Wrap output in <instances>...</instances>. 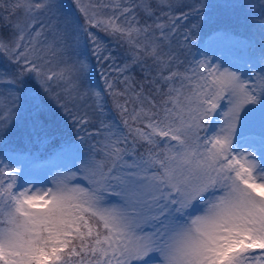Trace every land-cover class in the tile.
Returning <instances> with one entry per match:
<instances>
[{"label": "snow or ice", "instance_id": "1", "mask_svg": "<svg viewBox=\"0 0 264 264\" xmlns=\"http://www.w3.org/2000/svg\"><path fill=\"white\" fill-rule=\"evenodd\" d=\"M0 60V264H264V0H0Z\"/></svg>", "mask_w": 264, "mask_h": 264}, {"label": "trees", "instance_id": "2", "mask_svg": "<svg viewBox=\"0 0 264 264\" xmlns=\"http://www.w3.org/2000/svg\"><path fill=\"white\" fill-rule=\"evenodd\" d=\"M67 2V0H66ZM212 2H217V0H212ZM251 31H253L256 35V38L258 39V29H252ZM100 35L103 37V33H100ZM109 46L112 47L113 49L116 48V46L112 43H109ZM194 51V49H193ZM119 54L121 55V57L123 56V50H119ZM119 62V61H118ZM8 69V65L6 64V62L0 60V70H6ZM4 78H0V105H7L8 103V99H9V92L11 91L10 86L6 83L3 82Z\"/></svg>", "mask_w": 264, "mask_h": 264}, {"label": "rangeland", "instance_id": "3", "mask_svg": "<svg viewBox=\"0 0 264 264\" xmlns=\"http://www.w3.org/2000/svg\"><path fill=\"white\" fill-rule=\"evenodd\" d=\"M219 120V117L217 116L216 119L213 120L212 122V127H215L216 126V123L218 122ZM35 177H36V180L38 181V186H40L41 184H43V186H46V175L44 172H37L35 173Z\"/></svg>", "mask_w": 264, "mask_h": 264}]
</instances>
